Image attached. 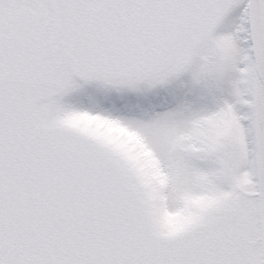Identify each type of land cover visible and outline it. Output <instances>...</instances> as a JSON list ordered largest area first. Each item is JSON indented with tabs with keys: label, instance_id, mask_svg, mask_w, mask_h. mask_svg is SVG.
Instances as JSON below:
<instances>
[{
	"label": "snow or ice",
	"instance_id": "obj_1",
	"mask_svg": "<svg viewBox=\"0 0 264 264\" xmlns=\"http://www.w3.org/2000/svg\"><path fill=\"white\" fill-rule=\"evenodd\" d=\"M0 264H264V0H0Z\"/></svg>",
	"mask_w": 264,
	"mask_h": 264
}]
</instances>
